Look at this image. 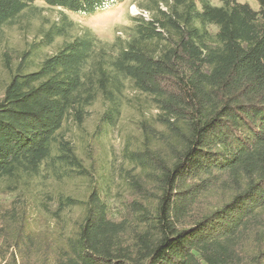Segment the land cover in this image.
Here are the masks:
<instances>
[{"label":"trees","instance_id":"trees-1","mask_svg":"<svg viewBox=\"0 0 264 264\" xmlns=\"http://www.w3.org/2000/svg\"><path fill=\"white\" fill-rule=\"evenodd\" d=\"M219 1L145 0L148 17L106 40L74 32L69 14L125 0H0V37L35 18L41 34L3 53L0 193L13 196L0 201L5 264H264V0L258 10ZM43 5L66 12L48 22ZM98 99L104 125L125 101L140 114L127 153L134 169H124L116 201L67 134ZM66 176L88 182L83 198L57 192L56 216L80 208L73 226L33 229V193L51 198L48 181Z\"/></svg>","mask_w":264,"mask_h":264},{"label":"rangeland","instance_id":"rangeland-1","mask_svg":"<svg viewBox=\"0 0 264 264\" xmlns=\"http://www.w3.org/2000/svg\"><path fill=\"white\" fill-rule=\"evenodd\" d=\"M145 0H125V2L100 10L93 15L78 18L69 14L70 18L76 21L77 27L74 32L88 28L102 39L112 40L116 35L125 36V27L131 22V19L137 15L148 17L149 13L140 8V4ZM213 4H219V0H211ZM247 2L250 6L258 10L259 4L256 0H237ZM42 4H40L41 6ZM42 14L48 19V22L56 21L62 12L61 8H51L43 5ZM40 20L35 18L28 28H21L19 25L4 27L3 35L0 37V90L8 79V70L4 63L3 53L7 51L11 56L27 49V45L32 41L38 40L41 36L37 32ZM61 37H56L52 44L43 48L42 54H50L62 42ZM127 95L132 97L136 93L128 89ZM104 103L98 99L89 109L80 125L71 124L67 131L68 138L75 147L77 154L84 160L85 166L92 172L93 177L99 186L108 192V196L113 201L117 200L121 193L126 189L124 179V169H134L127 153L133 150L139 138L137 130V120L140 114L137 110V104L125 101L121 113L113 125H104L101 122ZM149 112L155 113L154 108ZM92 156L91 160L88 153ZM93 161V162H92ZM93 163L92 167H90ZM138 169V168H137ZM107 180V181H106ZM106 181V182H105ZM47 192L51 198H46L42 193L35 192V207L30 212L31 227L42 231L49 224L53 229L68 231L73 226L74 220L80 213V208L72 207L60 209L58 216L54 214L57 207V192L61 191L65 195L83 198L87 189L88 182L82 177L66 176L58 183L54 179L48 181ZM12 195L0 193V201H8ZM45 204V206H44ZM0 264L5 261L0 259Z\"/></svg>","mask_w":264,"mask_h":264}]
</instances>
